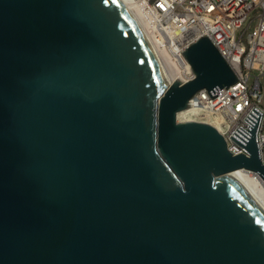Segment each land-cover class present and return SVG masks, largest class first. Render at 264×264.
Segmentation results:
<instances>
[{"label": "water", "instance_id": "obj_1", "mask_svg": "<svg viewBox=\"0 0 264 264\" xmlns=\"http://www.w3.org/2000/svg\"><path fill=\"white\" fill-rule=\"evenodd\" d=\"M168 83L119 0H0V264H264L263 113H178L237 82L204 36Z\"/></svg>", "mask_w": 264, "mask_h": 264}, {"label": "built area", "instance_id": "obj_2", "mask_svg": "<svg viewBox=\"0 0 264 264\" xmlns=\"http://www.w3.org/2000/svg\"><path fill=\"white\" fill-rule=\"evenodd\" d=\"M151 17L156 42L181 65L180 80L193 78L183 51L208 37L229 63L237 82L217 91L197 93L191 107L216 120L233 155L246 154L231 137L255 108L263 113L258 130L264 164V0H137ZM201 117H204L201 114Z\"/></svg>", "mask_w": 264, "mask_h": 264}, {"label": "bare ground", "instance_id": "obj_3", "mask_svg": "<svg viewBox=\"0 0 264 264\" xmlns=\"http://www.w3.org/2000/svg\"><path fill=\"white\" fill-rule=\"evenodd\" d=\"M119 1L129 13V15L133 18V20L136 22L137 26L145 36L147 42L153 48V52L155 53L156 58L158 59V62L161 66V70L163 71V74L168 83H173L174 81L180 80V76L178 74L179 70L181 69V65L178 62H175L170 54L159 48V46L157 45L155 33L151 22V17L147 16L146 13L142 11V8L137 0ZM187 113H191L192 115L197 116L199 118V121L211 124L216 129H218L219 132H221V129L218 126L216 120H212L208 114L201 113L199 110H196L192 107H190V109L186 111L178 113V122L193 121L187 119L182 120L180 118L181 114ZM201 114H203L204 117H201ZM234 172H237L241 176V178L249 185L253 193L264 205V181L262 180V178L258 174L246 169H239Z\"/></svg>", "mask_w": 264, "mask_h": 264}, {"label": "rangeland", "instance_id": "obj_4", "mask_svg": "<svg viewBox=\"0 0 264 264\" xmlns=\"http://www.w3.org/2000/svg\"><path fill=\"white\" fill-rule=\"evenodd\" d=\"M180 118H181L182 120L187 119V120L199 121V118H198L197 116L192 115L191 113L181 114V115H180ZM202 122H203V121H202Z\"/></svg>", "mask_w": 264, "mask_h": 264}]
</instances>
